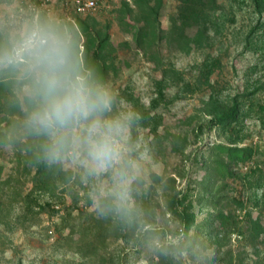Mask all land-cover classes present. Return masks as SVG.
Returning a JSON list of instances; mask_svg holds the SVG:
<instances>
[{
  "label": "rangeland",
  "instance_id": "1",
  "mask_svg": "<svg viewBox=\"0 0 264 264\" xmlns=\"http://www.w3.org/2000/svg\"><path fill=\"white\" fill-rule=\"evenodd\" d=\"M78 1H95L97 10L82 14ZM37 17L66 29L81 59L78 18L106 39L104 75L91 76L113 95L108 115L133 116L135 167L123 211L101 215L100 207L117 203L114 173L89 175L72 155L44 158L42 138L24 128L29 105L18 75L0 97V264H264V7L253 0H0V35ZM235 99L239 125L208 124ZM227 147L250 148L252 158L231 159ZM220 163L233 175L223 176ZM183 195L197 217L189 237L177 235L171 211ZM47 203L60 209L39 211ZM217 212L238 220L236 228L212 233ZM248 214L261 217L256 241Z\"/></svg>",
  "mask_w": 264,
  "mask_h": 264
},
{
  "label": "clouds",
  "instance_id": "2",
  "mask_svg": "<svg viewBox=\"0 0 264 264\" xmlns=\"http://www.w3.org/2000/svg\"><path fill=\"white\" fill-rule=\"evenodd\" d=\"M9 69L26 81L29 108L24 128L40 137L49 162L65 155L81 157L89 175L112 171L115 208L128 197L131 113L112 112L113 95L91 74L80 70L71 36L57 22L39 17L14 26L0 39V71Z\"/></svg>",
  "mask_w": 264,
  "mask_h": 264
},
{
  "label": "trees",
  "instance_id": "3",
  "mask_svg": "<svg viewBox=\"0 0 264 264\" xmlns=\"http://www.w3.org/2000/svg\"><path fill=\"white\" fill-rule=\"evenodd\" d=\"M184 6H189L195 0H180ZM253 3L257 10L262 12L264 7V0H253ZM76 25L78 28V35L84 38V52L82 54L83 58L79 57V52L76 51L80 70L84 74H92L94 78L104 75V69L102 67V62L99 57L100 51H103L105 44L107 43L106 39L100 37L95 30V26L91 25L86 19L78 18L76 20ZM3 37L0 35V39ZM76 40L73 41L75 45ZM77 50V46H74ZM2 77L0 78V97L4 98L12 92L15 85L18 84L19 74L14 73L9 69L3 70L1 73ZM21 107V102L17 100L13 104V111ZM241 122V106L238 99H235L232 105L225 106L223 109L219 110L217 113L211 114V119L208 124L212 127H219L223 130L232 128L234 125H239ZM203 132L204 127H200ZM232 144L236 145L240 141V138L232 140ZM226 153L231 159H236L240 162H246L252 158L253 150L250 148H239V147H227ZM220 168L222 170L223 176L233 175V172L230 171V168L225 164L220 163ZM46 163L39 165L38 174L43 173L45 170ZM264 188V187H263ZM263 202H264V192H263ZM46 207H52L53 212L55 209H60L59 206H52L51 204H46L45 206L39 205V211H46ZM172 213L179 219L180 227L178 229L177 235L184 237H189L193 231H196V213L193 210V205L188 200L187 196H182L181 198H176L172 202L171 207ZM248 233L252 236L253 241L259 239L262 234L263 225L261 223V217L254 218L252 214H248L246 217ZM239 221L236 220L232 215L217 212L214 215L210 216L209 219V228L212 230V233H215L216 229L219 227L224 232H229L231 229H235ZM152 230H147V232Z\"/></svg>",
  "mask_w": 264,
  "mask_h": 264
},
{
  "label": "built area",
  "instance_id": "4",
  "mask_svg": "<svg viewBox=\"0 0 264 264\" xmlns=\"http://www.w3.org/2000/svg\"><path fill=\"white\" fill-rule=\"evenodd\" d=\"M78 9L82 14L91 13L97 10V4L95 1L82 2L78 1Z\"/></svg>",
  "mask_w": 264,
  "mask_h": 264
}]
</instances>
